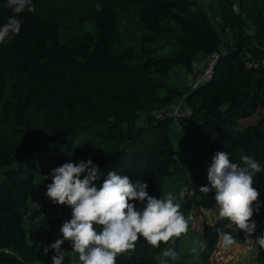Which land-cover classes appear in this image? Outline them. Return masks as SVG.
Listing matches in <instances>:
<instances>
[{
  "label": "trees",
  "instance_id": "obj_1",
  "mask_svg": "<svg viewBox=\"0 0 264 264\" xmlns=\"http://www.w3.org/2000/svg\"><path fill=\"white\" fill-rule=\"evenodd\" d=\"M38 1L32 0L33 11L15 14L0 0V24L13 15L21 22L19 33L0 44V264L52 262L54 251L43 249L70 217L69 212L44 216L35 242L28 243L26 214L37 197L29 162L54 160L56 154V166L91 158L101 180L118 170L133 182H146L156 197L174 178L178 187L188 182L197 209L206 210L217 206L213 191H200L209 183L207 168L216 151L228 152L237 163L242 155L251 156L264 169V112L254 124L242 122L264 110V66L247 65L253 61L249 53L264 58V0H226L231 41L227 22L218 24L200 0H69L64 7L83 13L86 23L66 40L57 20L37 9ZM239 1L235 15L231 8ZM129 10L143 35L116 55L121 12ZM213 51L222 55L212 79L191 90L189 74ZM172 74H186V83L170 84ZM176 100L185 103L188 114L152 116ZM87 139L107 142L109 152L94 149ZM253 187L261 207L250 218L256 221L252 234L204 218L200 231L190 225L186 230L199 244L187 247L180 234L153 247L138 237L115 264H230L215 255L224 232L237 243L252 240L257 253L250 264H264V249L255 243L264 232V171L253 178ZM62 248L65 254L72 251L68 241ZM168 249L179 259L163 256Z\"/></svg>",
  "mask_w": 264,
  "mask_h": 264
},
{
  "label": "clouds",
  "instance_id": "obj_2",
  "mask_svg": "<svg viewBox=\"0 0 264 264\" xmlns=\"http://www.w3.org/2000/svg\"><path fill=\"white\" fill-rule=\"evenodd\" d=\"M4 6L15 14L34 10L32 0H5ZM20 29L17 16H10L7 22L0 24V44L18 34ZM262 171L261 164L251 156L242 155L237 163L231 161L228 152L216 151L207 168L209 183L200 187L201 192H214L217 219L227 218L246 235L256 228V221L250 218L254 211L259 213L261 202L253 187V178ZM49 178L44 195L53 204L70 209V217L59 228L60 235L43 249L45 253L49 249L54 251L52 264H64L62 245L65 241L70 242L78 255L71 264H115L118 254L132 249L138 237L158 247L159 242L178 237L188 228L176 195L171 192L159 197L149 195L146 182H133L118 170H109L101 180V170L91 158L66 161L44 176L46 180ZM178 196L180 199L190 197L191 192L181 188ZM217 231L219 233V229ZM196 243L193 241L194 245ZM221 243L224 247L231 245L232 235L224 232ZM255 243L264 249V232L256 237ZM199 247L203 250L204 244ZM192 252L196 253L197 248L193 247ZM162 254L179 259L172 249L163 250Z\"/></svg>",
  "mask_w": 264,
  "mask_h": 264
},
{
  "label": "rangeland",
  "instance_id": "obj_3",
  "mask_svg": "<svg viewBox=\"0 0 264 264\" xmlns=\"http://www.w3.org/2000/svg\"><path fill=\"white\" fill-rule=\"evenodd\" d=\"M203 2L204 6L207 7V9L212 14L213 18L218 24H223L225 21L228 24V27L226 28V36L229 41L232 39V32L231 27L229 26L231 19H230V13L227 11L229 8L226 6V0H200ZM64 3H69V0H50L48 4H45L41 0L37 3V9L39 11L52 19H56L58 24L61 27V39L66 40L70 37L75 36L78 32H82L84 28V25L86 23L85 19L86 16L81 12L79 14L73 13L72 11H69L64 7ZM253 4V2H252ZM250 2H245V6H249ZM242 4L239 1V4L233 5L231 8V12L235 15L239 14V10ZM252 6V5H251ZM222 17V18H221ZM220 22V23H219ZM121 34L122 38L120 41H118L113 46V51L116 55L121 54L129 45L133 42L132 38L136 37L138 40L143 35L142 30L138 28V23L135 17V12L133 10L129 11H123L121 12ZM227 26V25H226ZM140 31V32H139ZM203 64V63H202ZM201 64V65H202ZM200 65V66H201ZM186 83V74H172L170 78V84H185ZM170 109H167L166 112H173L176 116L175 118H178L182 116L183 114L187 113L185 103L182 100H176L170 107ZM264 110H262L257 115L243 120L242 122L245 124H254L256 123ZM188 114V113H187ZM153 116V114H152ZM142 118L140 123H143ZM178 129V128H177ZM94 139V138H93ZM93 139H87L84 141L86 144H91L94 149L100 150L103 152H109V147L107 146V142L103 140H95ZM109 145V144H108ZM110 146V145H109ZM111 147V146H110ZM51 156V155H50ZM54 160H36L33 162H29L27 165V169H30L34 176L36 181V192L35 196L36 199L32 203L31 210L26 214L27 216V228H28V243L33 244L35 242L36 238V227L38 223L43 220L44 216H51V217H58L62 214H65L66 212L70 213V209L64 205H57L53 204L48 197L44 195L45 193V181L44 176H46L49 171L56 167L58 158L60 157L59 154L54 155ZM187 182V181H186ZM181 188H186L191 192V196H186L183 199H180L178 196V193ZM168 192L173 193L177 196V201L180 204L179 211L184 215L185 219L188 222V225L191 226L190 230L192 231H200L202 228V222L204 221V218H207L209 223H214L215 221H218L217 214H218V206L212 208V209H197L196 198L191 191V188L189 187V183H183L181 186L178 187V180L177 179H171L167 183V187L163 191V195H166ZM223 221L226 224V227L238 230L234 224H232L227 218H224ZM181 237L183 240H185V244L187 247H189L191 244H193V241H196V244H199V238L196 237L194 233L184 232L181 233ZM222 236L220 237V247L215 252V255H220V258H223L224 262L230 263V264H250L252 260H254L256 253H257V246L254 244L252 240H250L247 243H237L233 241V243L227 247H224L221 243ZM78 259V255L72 250L70 253L65 254V261L64 264H71L72 261H76ZM37 264V263H33ZM52 264V262L48 263Z\"/></svg>",
  "mask_w": 264,
  "mask_h": 264
},
{
  "label": "built area",
  "instance_id": "obj_4",
  "mask_svg": "<svg viewBox=\"0 0 264 264\" xmlns=\"http://www.w3.org/2000/svg\"><path fill=\"white\" fill-rule=\"evenodd\" d=\"M221 53L219 51H213L207 60L197 69L195 72L189 74L187 83L190 89H195L212 79L216 65L221 57ZM249 58L253 59V61H248L247 65L249 67H258L259 65L264 66V58L255 59L252 53H249ZM175 117L176 115L173 112H166L163 110H155L153 112V117L155 119H162L165 117Z\"/></svg>",
  "mask_w": 264,
  "mask_h": 264
},
{
  "label": "crops",
  "instance_id": "obj_5",
  "mask_svg": "<svg viewBox=\"0 0 264 264\" xmlns=\"http://www.w3.org/2000/svg\"><path fill=\"white\" fill-rule=\"evenodd\" d=\"M203 2H204V1H203ZM203 4H204V3H203ZM204 5H205V4H204ZM216 18H218V17L216 16ZM216 18H215V19H216Z\"/></svg>",
  "mask_w": 264,
  "mask_h": 264
}]
</instances>
